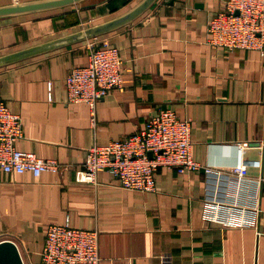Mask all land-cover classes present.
<instances>
[{
  "label": "crops",
  "instance_id": "crops-1",
  "mask_svg": "<svg viewBox=\"0 0 264 264\" xmlns=\"http://www.w3.org/2000/svg\"><path fill=\"white\" fill-rule=\"evenodd\" d=\"M139 1L82 0L0 17V55L112 19ZM225 4L157 0L103 35L120 50L124 84L98 101L95 123L87 103L68 100L65 82L88 63V40L0 67V99L23 118L17 148L61 164L38 177L0 169V238H15L29 264H41L49 226L67 219L99 230L100 264H264V52L209 44V21ZM165 107L191 119L199 162L233 166L236 142L250 144L249 174L263 178L258 212L246 204L251 187L241 196L246 212L216 211L205 201L204 170L161 167L153 192L124 188L106 169L95 183L76 180L88 148L130 136ZM226 218L245 223L224 225Z\"/></svg>",
  "mask_w": 264,
  "mask_h": 264
},
{
  "label": "built area",
  "instance_id": "built-area-1",
  "mask_svg": "<svg viewBox=\"0 0 264 264\" xmlns=\"http://www.w3.org/2000/svg\"><path fill=\"white\" fill-rule=\"evenodd\" d=\"M208 31L211 45L264 52V0H226L225 7L210 19ZM88 48V63L74 66L65 82L68 100L87 103L95 123L98 101L124 84L123 60L119 48L103 35L89 39ZM49 88L51 90L50 81ZM23 136L22 116L0 99V169L10 173L29 171L38 177L44 171L61 168L57 159L18 149L16 144ZM236 145L237 162L233 166L220 167L195 160L191 119L165 107L130 136L112 140L106 146L88 148L83 167L76 171V180L95 183L99 171L106 169L124 188L153 192L161 167L175 168L181 173L204 170L207 177L205 201L213 203L216 211L228 207L246 212L248 208L242 205L241 196L251 187L252 200L246 204L251 212H258L263 178L249 174L251 162L246 158V150L250 144L238 141ZM220 221L224 225L245 223L244 218ZM2 239H11L18 244L11 236ZM19 248L25 264H29L21 246ZM41 264H100L99 230L73 226L69 219L51 224L41 251Z\"/></svg>",
  "mask_w": 264,
  "mask_h": 264
},
{
  "label": "water",
  "instance_id": "water-1",
  "mask_svg": "<svg viewBox=\"0 0 264 264\" xmlns=\"http://www.w3.org/2000/svg\"><path fill=\"white\" fill-rule=\"evenodd\" d=\"M82 0H33L0 6V17L47 11L75 4ZM157 0H140L126 12L104 22L75 32L0 55V67L89 40L117 30L146 12ZM152 156V153H150ZM0 264H25L18 244L11 239L0 240Z\"/></svg>",
  "mask_w": 264,
  "mask_h": 264
}]
</instances>
